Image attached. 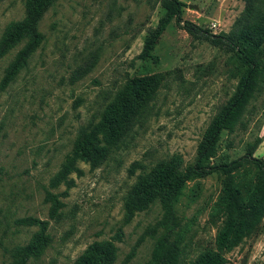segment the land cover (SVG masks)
Listing matches in <instances>:
<instances>
[{
	"label": "rangeland",
	"instance_id": "374dc122",
	"mask_svg": "<svg viewBox=\"0 0 264 264\" xmlns=\"http://www.w3.org/2000/svg\"><path fill=\"white\" fill-rule=\"evenodd\" d=\"M180 1L182 20L213 34L229 32L246 6V0ZM24 12V0H0V37ZM164 13L161 0H55L38 25L42 43L4 87L5 69L24 42L0 58V264H12L16 247L37 230L17 222L27 216L47 220L50 236L27 264H72L89 244L104 240L117 246L114 264H152L163 210L155 201L125 220V196L143 171L129 168L134 161L153 167L172 156L183 167L192 163L237 82L232 55L189 34L175 18L156 41L154 57L139 58L146 34ZM151 74L159 77L157 92L124 142L96 167L79 161L82 174L68 175L73 186L52 185L81 129L100 119L128 78ZM244 120L245 130L222 132L219 153L238 158L258 135L254 156L264 158V85ZM224 179L213 173L189 180L176 205L174 231L186 263L214 247L220 220L212 210ZM46 191L63 202L53 217ZM225 256L226 264H264V217Z\"/></svg>",
	"mask_w": 264,
	"mask_h": 264
},
{
	"label": "trees",
	"instance_id": "16d2710c",
	"mask_svg": "<svg viewBox=\"0 0 264 264\" xmlns=\"http://www.w3.org/2000/svg\"><path fill=\"white\" fill-rule=\"evenodd\" d=\"M55 0H24L25 12L21 19L13 20L0 37V58L21 42L13 60L6 67L1 86L12 81L28 63L29 58L43 41L38 29L44 13ZM165 13L158 25L149 30L138 57L153 58L152 50L167 25L175 18L189 34L207 39L213 46L222 47L232 55L236 86L229 99L217 110L204 131L192 163L182 166L179 156L153 167H145L134 161L129 172L142 168L136 181L125 196V220L129 221L137 211H142L158 201L162 217L157 221L151 254L152 264H226L225 253L236 247L244 238L257 231L264 217V158L254 156L262 141L255 136L246 143L245 153L229 160L219 153L222 132L245 130V111L252 100L257 99L264 85V0H246L244 12L236 19L227 33L213 34L207 29L182 20L185 4L180 0H161ZM159 86L156 74L128 78L113 98L106 104L100 119L79 132L69 154L55 174L52 185L64 182L67 188L74 182L68 175H78L82 170L79 161L96 167L119 147L131 132L134 124L146 112ZM224 174L222 191L213 204V214L220 220L214 238V247H208L186 263L180 237L174 227L178 225L176 205L189 180L204 178L210 174ZM46 201L51 202L53 217L63 206L57 194L46 191ZM20 224L37 226L29 241L16 247L12 264H27L31 257L39 255L50 240L48 221L27 216L17 220ZM174 231V232H173ZM117 246L112 240L94 241L80 253L72 264H114Z\"/></svg>",
	"mask_w": 264,
	"mask_h": 264
},
{
	"label": "built area",
	"instance_id": "2783aa9c",
	"mask_svg": "<svg viewBox=\"0 0 264 264\" xmlns=\"http://www.w3.org/2000/svg\"><path fill=\"white\" fill-rule=\"evenodd\" d=\"M212 27H213V28H216L217 26H216V24H215V23H212Z\"/></svg>",
	"mask_w": 264,
	"mask_h": 264
}]
</instances>
